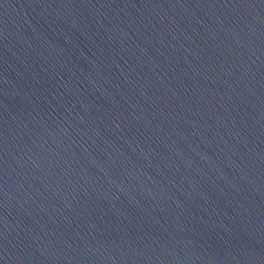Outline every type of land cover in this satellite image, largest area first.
I'll use <instances>...</instances> for the list:
<instances>
[{
	"label": "water",
	"instance_id": "obj_1",
	"mask_svg": "<svg viewBox=\"0 0 264 264\" xmlns=\"http://www.w3.org/2000/svg\"><path fill=\"white\" fill-rule=\"evenodd\" d=\"M0 264H264V0H0Z\"/></svg>",
	"mask_w": 264,
	"mask_h": 264
}]
</instances>
